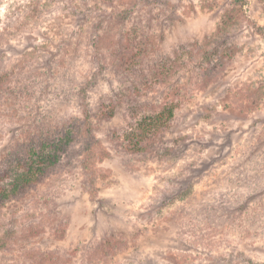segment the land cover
I'll list each match as a JSON object with an SVG mask.
<instances>
[{
	"label": "rangeland",
	"instance_id": "374dc122",
	"mask_svg": "<svg viewBox=\"0 0 264 264\" xmlns=\"http://www.w3.org/2000/svg\"><path fill=\"white\" fill-rule=\"evenodd\" d=\"M169 1L154 24L159 37L150 38L155 52L140 68L167 85L140 101L172 102L175 116L150 152L128 153L117 139L142 110L120 99L115 116L93 119L118 87L110 70L90 83L98 62L87 55L86 12L72 15L78 1L0 0L3 74L27 75L12 67L22 61L47 73L60 66L44 103L53 121L94 127L50 178L0 207V264H264V216L255 218V203L264 202V0ZM213 37L232 52L202 60L209 73L199 81L201 55L185 52ZM106 49L102 42L98 52ZM68 58L66 72L59 64Z\"/></svg>",
	"mask_w": 264,
	"mask_h": 264
},
{
	"label": "trees",
	"instance_id": "16d2710c",
	"mask_svg": "<svg viewBox=\"0 0 264 264\" xmlns=\"http://www.w3.org/2000/svg\"><path fill=\"white\" fill-rule=\"evenodd\" d=\"M73 1H78L80 9H73L72 15L86 12L82 16V21L88 24L87 28L90 31L87 55L98 62L97 74L90 76V83L98 79L97 77L103 70H110L111 78L117 82L118 87L112 92L114 99L101 97L100 107L96 110L93 119L105 120L115 116V110L121 105L122 99L127 101L128 109L132 108L134 113L137 112V108H140L141 115L137 118L133 117L128 128L121 132L117 140L125 152H150L157 141L170 129L176 106L172 102L143 103L140 101L158 87V83L162 86L167 85L166 80L164 83L165 77L163 79L162 76L156 74V70L146 74L140 72V68L155 52L154 46L157 39L153 47L150 44L152 43L151 37H159L158 33H155L154 24L161 22L164 14L173 6L169 0ZM218 40L216 37L208 38L185 52L191 58L197 56L196 54L201 55V60L196 62L198 71L195 72V77L199 81H202L209 73V69H204L208 64L202 60H208L209 63L215 60L222 61L223 54L229 55L232 52V50L225 52ZM102 42L108 44V49H106L108 51L104 56L102 52H98ZM179 52L180 55L184 54L182 51ZM3 53L4 51H1V57ZM78 54L79 52L74 50L69 56L76 58ZM73 58H68V64L59 65H64L66 72L69 71ZM101 60L104 61L103 64H100ZM174 60L177 62L179 59L175 56ZM12 67L31 70L26 73L27 75L11 81L9 74H3L5 64L0 61V102L2 103L0 104V126L6 123L5 132H0V142L6 141L5 133L16 128L11 139H8L6 149L0 154V207H4L9 202L30 192L38 184L45 182L61 167L73 146L87 143L94 133L93 125L85 119H78L74 122H69V120L54 122L52 110L48 104H44L46 97L52 93L50 80L57 82L56 79L61 76L60 66L56 65L59 71L54 70L51 73L49 70L48 73L45 70L42 71L43 68L40 67L34 69L23 61ZM89 85L84 81L80 87L85 88ZM59 91L54 99L61 96L63 89ZM78 91L82 92L83 89L80 88ZM65 105L64 102L57 104L56 111ZM81 106L84 109L87 107L83 102ZM6 126L9 129L6 130ZM261 195L264 198V190ZM255 205L261 207V212L259 211L255 218L259 215L264 216V202L261 204L256 202ZM245 264L255 263L248 259L245 260Z\"/></svg>",
	"mask_w": 264,
	"mask_h": 264
}]
</instances>
